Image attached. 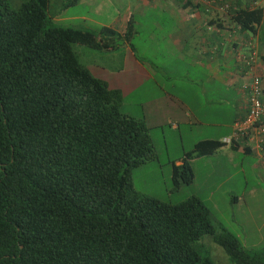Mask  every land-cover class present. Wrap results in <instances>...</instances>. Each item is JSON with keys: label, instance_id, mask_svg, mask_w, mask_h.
<instances>
[{"label": "trees", "instance_id": "obj_1", "mask_svg": "<svg viewBox=\"0 0 264 264\" xmlns=\"http://www.w3.org/2000/svg\"><path fill=\"white\" fill-rule=\"evenodd\" d=\"M50 6L0 0V264H216L197 244L204 233L233 264H264V249H246L216 227L198 195L170 202L135 188L132 168L157 158L150 127L120 109L121 90L72 47L129 41L132 16L122 32L84 28L55 23ZM232 17L256 29L264 5L240 6ZM223 144L198 139L181 163L171 159L172 186L191 183L190 159Z\"/></svg>", "mask_w": 264, "mask_h": 264}, {"label": "rangeland", "instance_id": "obj_2", "mask_svg": "<svg viewBox=\"0 0 264 264\" xmlns=\"http://www.w3.org/2000/svg\"><path fill=\"white\" fill-rule=\"evenodd\" d=\"M9 1L16 7L22 0ZM64 1L70 3L58 11ZM127 1L51 0L50 11H58L52 17L57 24L98 29L102 23H113L116 16L124 15ZM156 14L154 7H148L142 16L135 17L133 24L136 32L132 33L128 44L121 38L117 39L118 45L113 48H93L72 43L78 60L93 75L103 79L109 87H121L120 109L135 117L142 114L139 101L145 85L158 77L151 76L141 66L157 62L158 32L156 18L153 17ZM142 46L147 50L143 51ZM226 116L227 112L224 118ZM215 118L222 120L223 116ZM190 119L191 123H182L180 130L171 129L167 120L153 127L158 158L132 168L135 188L142 194L170 202H179L190 194H197L210 208L216 227L224 226L234 233L246 249H264V161H259L255 155L234 150L231 154L216 152L194 163L195 177L191 183L177 189L172 186L167 151L171 155H181L180 135L185 146L191 148L193 141L207 129L194 117ZM243 188L255 189L256 195L251 197L246 193L236 202L230 189L240 195ZM197 244L201 252L208 254L216 264H233L228 253L214 241L211 234L200 235Z\"/></svg>", "mask_w": 264, "mask_h": 264}, {"label": "crops", "instance_id": "obj_3", "mask_svg": "<svg viewBox=\"0 0 264 264\" xmlns=\"http://www.w3.org/2000/svg\"><path fill=\"white\" fill-rule=\"evenodd\" d=\"M244 5H264V0H128L124 15L116 16L113 23L101 24L122 32L128 17L132 16L135 23V17L142 16L148 7H154L158 13L153 16L158 32L157 62L141 65L148 74L158 77L145 85L139 101L140 117L150 127L154 145L153 127L165 120L173 130H180L184 122L190 124V117L207 127L193 143L203 138L223 140L232 133L234 120L243 113L245 85L252 73L249 66L237 60V54L254 52L252 69L264 73V20L253 30L242 27L232 13ZM133 32H136L135 25ZM142 49L147 50L143 46ZM219 115L223 116L222 120L215 118ZM180 142L183 153L189 148L182 142L181 135ZM243 147L225 143L213 153L192 157L194 177V163L216 152L231 154L234 150L264 161V143L262 147L252 144L246 151ZM181 155L167 151L169 162L174 159L175 164L182 162ZM230 191L236 202L246 193L254 197L257 192L243 188L240 196Z\"/></svg>", "mask_w": 264, "mask_h": 264}, {"label": "built area", "instance_id": "obj_4", "mask_svg": "<svg viewBox=\"0 0 264 264\" xmlns=\"http://www.w3.org/2000/svg\"><path fill=\"white\" fill-rule=\"evenodd\" d=\"M254 52L250 55L238 53L236 58L239 62L249 66L251 79L245 85L246 98L243 113L237 116L233 123L232 133L223 137V142L252 147H262L264 142V125L260 123L264 115V73L254 71Z\"/></svg>", "mask_w": 264, "mask_h": 264}]
</instances>
